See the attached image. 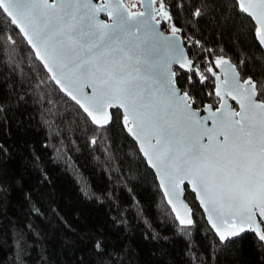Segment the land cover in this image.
Returning a JSON list of instances; mask_svg holds the SVG:
<instances>
[{"label": "snow or ice", "instance_id": "1", "mask_svg": "<svg viewBox=\"0 0 264 264\" xmlns=\"http://www.w3.org/2000/svg\"><path fill=\"white\" fill-rule=\"evenodd\" d=\"M209 3L140 0L143 10L134 11L126 0H0V60L17 64L23 45L33 72H43L36 87L48 85L82 113L88 145L106 142L117 122L139 142L189 251L197 225L181 200L185 182L219 244L252 232L264 249V79L242 76L197 38ZM173 7L181 17L187 13L186 25L177 26ZM231 8L264 48V0H231ZM224 65L229 71L221 78L216 69ZM16 248L22 253L20 240ZM93 248L106 253L102 233Z\"/></svg>", "mask_w": 264, "mask_h": 264}, {"label": "trees", "instance_id": "2", "mask_svg": "<svg viewBox=\"0 0 264 264\" xmlns=\"http://www.w3.org/2000/svg\"><path fill=\"white\" fill-rule=\"evenodd\" d=\"M208 9L197 38L237 64L242 76L264 79V50L247 18L236 16L231 0H210ZM172 11L177 26L187 24L186 12L181 17L175 7ZM161 26L170 33V26ZM16 59L15 65L6 57L0 60V264H264V249L252 232L228 247L219 244L186 186L197 225L189 251L155 173L131 136L117 122L106 142L88 145L74 102L48 85L36 87L43 72H33L23 45ZM101 233L105 254L93 248Z\"/></svg>", "mask_w": 264, "mask_h": 264}, {"label": "water", "instance_id": "3", "mask_svg": "<svg viewBox=\"0 0 264 264\" xmlns=\"http://www.w3.org/2000/svg\"><path fill=\"white\" fill-rule=\"evenodd\" d=\"M145 2H147V0H145ZM143 10V5H141L140 4V9L139 10H134V11H142ZM159 28H160V30L161 31H163L164 32V34L165 35H170V33H167V32H165L164 30H163V28H162V26H161V24H160V26H159ZM178 35H180V34H178ZM263 50H264V48H262ZM174 67H176V66H174ZM216 71L220 74V76H221V78H223L224 77V73L225 72H228L229 71V69H228V66L227 65H224L223 66V71H221V69H216ZM228 103H231L232 104V106L234 107V108H237L238 109V105H236L235 104V102L234 101H231V99L229 98L228 99ZM136 143H137V145L139 144V142L138 141H136L133 137H131ZM139 148V147H138ZM142 154V153H141ZM143 156V155H142ZM145 160H146V158H144ZM149 166V165H148ZM150 167V166H149ZM151 168V167H150ZM153 170V169H152ZM153 172H154V170H153ZM155 173V172H154ZM157 180H158V178H157ZM159 182V181H158ZM186 186H188V184H187V182H185L181 187L183 188V194H182V196H181V200H183V202L184 203H186L190 208H191V206H190V204H189V202L187 201V199H186V192H187V189H186ZM189 187V186H188ZM189 189H190V187H189ZM162 190V189H161ZM163 192V191H162ZM195 194V193H194ZM195 196H196V194H195ZM165 199H166V201H167V198L165 197ZM197 199V198H196ZM198 201V200H197ZM199 203V202H198ZM200 205V204H199ZM169 207L171 208V206L169 205ZM200 207H201V209L203 210V208H202V206L200 205ZM192 209V208H191ZM180 211H181V213L183 214V212H184V209L181 207L180 208ZM204 212V211H203ZM175 214V213H174ZM205 214V213H204ZM258 219H259V217H258ZM245 234V233H244ZM243 235V234H242Z\"/></svg>", "mask_w": 264, "mask_h": 264}, {"label": "rangeland", "instance_id": "4", "mask_svg": "<svg viewBox=\"0 0 264 264\" xmlns=\"http://www.w3.org/2000/svg\"><path fill=\"white\" fill-rule=\"evenodd\" d=\"M131 4H136V8L140 7V2L138 0H132Z\"/></svg>", "mask_w": 264, "mask_h": 264}, {"label": "flooded vegetation", "instance_id": "5", "mask_svg": "<svg viewBox=\"0 0 264 264\" xmlns=\"http://www.w3.org/2000/svg\"><path fill=\"white\" fill-rule=\"evenodd\" d=\"M140 9V7H138V8H135V9H133V10H139Z\"/></svg>", "mask_w": 264, "mask_h": 264}]
</instances>
